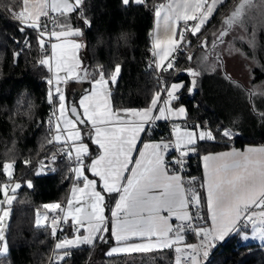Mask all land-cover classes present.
<instances>
[{
    "label": "trees",
    "instance_id": "1",
    "mask_svg": "<svg viewBox=\"0 0 264 264\" xmlns=\"http://www.w3.org/2000/svg\"><path fill=\"white\" fill-rule=\"evenodd\" d=\"M162 1L124 5L122 0H84V14L91 27L83 25L79 11L65 16L57 14L55 23L63 24L67 18L71 27L83 29V36L77 38L84 44L81 75L84 76V69L89 73L85 86L99 79L96 71L99 65H103L106 74L117 64L121 66L117 82L109 84L114 110L144 109L165 84L180 82L184 87L173 103L185 107V121L205 125L214 134L225 128L232 130L231 138L216 135L214 141L199 142L198 155L188 159L190 175L199 176L202 181V155L231 147L264 144V8L261 0H253L254 6L246 9L243 28L238 24L226 25L224 21L241 0H225L200 34H185V41L191 43L183 44L173 54L170 60L174 67L161 71L154 64L151 34L154 10ZM13 7L17 12L21 10L20 0H0V189L5 183H19L21 187L15 192L9 189L8 195L15 199L10 205L3 204L9 210L5 229L8 251L0 255V264H47L58 237L53 236L51 227L35 225V215L37 211L46 210L44 204L66 201L70 177L65 163L57 164L50 175L41 174L37 168L36 160L53 151L48 143L50 131L45 124L51 115L47 84L50 71L40 64L37 30L25 27L21 32L24 25L10 11ZM46 20L47 17H41L42 23ZM222 29L228 34L213 49V34ZM55 30L61 29L56 27ZM44 39L46 42L47 36ZM205 40L207 47H201ZM253 40L254 44L250 43ZM229 45L249 66L247 82L228 74L216 58L218 53L223 59ZM190 55L192 60L188 59ZM190 68L201 72L195 77V88L192 87L194 77L187 71ZM226 76L242 87L233 85ZM78 95L72 94L74 103ZM151 131L147 129L142 140L156 142L171 138L165 122L156 123ZM83 140L87 139L83 137ZM90 150L93 154L97 151L94 147ZM5 163L14 165L11 179L3 173ZM29 181L31 188L27 186ZM199 192L203 194L202 188ZM4 199L5 194L0 190V201ZM111 201L109 197L107 202ZM202 207L206 217L205 203ZM59 235L62 239L69 238L72 231L65 228ZM105 236L107 242L96 240L94 244L66 250L69 256L56 264H175L174 248L108 255L116 243L109 235ZM186 239L187 243H192V238ZM205 264H264V243H241L240 235L231 234L211 250Z\"/></svg>",
    "mask_w": 264,
    "mask_h": 264
},
{
    "label": "snow or ice",
    "instance_id": "2",
    "mask_svg": "<svg viewBox=\"0 0 264 264\" xmlns=\"http://www.w3.org/2000/svg\"><path fill=\"white\" fill-rule=\"evenodd\" d=\"M130 2L144 4L146 0H122L124 5ZM225 0H173L167 5L160 4L155 8V16L161 18L164 11L163 22L166 30H171V35L166 39H161L157 35L153 42L154 56L159 59L156 68L161 71H168L174 67L169 57L183 44H190L185 41V34L197 36L202 28L209 23L213 14L217 11V5H222ZM21 10L10 9L14 17L18 19L24 27L37 30V40L41 49L45 48V39L49 41L54 38L59 43H51V55H45L40 60V64L47 66L53 73V77L48 80L52 85L48 92V102L50 104L58 100V109L54 105L52 117L49 118V131L56 134L48 143L72 141L75 151V158L78 166L73 170L76 179L83 180V187L74 186L71 196L67 201L66 214L61 218L54 216L52 220V234L56 235L57 226L63 222L67 223L71 217L72 224L76 232L85 227L87 235H76L72 239L65 238L59 241L55 248L57 250L67 249L80 244H94L96 240L107 242V237L102 233H111L118 243H123L121 247H114L108 253L112 255L117 252H150L154 249H171L184 240L186 231L195 232L196 236L202 237L201 243H207L208 247L214 246L217 240H224L231 234L241 235V239H260L264 241V148H248L244 152L233 150L218 154H208L203 156L204 161V182L200 185L205 190L202 194L195 185V178L187 183L178 174V169L184 164V157L189 152H195L197 145L201 141H214L216 135L231 138V129L218 130L216 134L211 129H203L200 125L195 126L201 130L181 131L179 125L175 126V148L180 150V156L173 161H167L161 152L167 153L172 142L167 143H144L143 149L136 148V142L140 133L147 132L145 125L151 124L154 120L168 119L172 116L186 115L183 106H173V101L178 100L177 93L184 87L181 83H172L157 91L151 99L150 105L141 110L126 109L123 115L112 110L108 103L111 93L108 91L109 84H115L121 72V66L117 64L111 73L104 70L103 65L97 67L99 79H93V91L90 95H85L80 100V107L83 108V119L76 106H72L70 111L76 119H69L66 116L65 95L60 87L61 83H66L71 78L87 79L89 73L84 69V76L81 77L77 69L81 67L82 61L77 53L83 46L82 43L72 37H82V28H73L67 22L63 24L54 23V28L49 30L48 23L41 22V17H48L50 8L54 13L65 14L79 11L80 19L85 27H91L90 20L85 16L83 10L84 0H20ZM253 0H241L239 6L232 12L224 24H238L244 27V16L246 9L253 7ZM261 7L264 8V0H261ZM183 21L181 25L180 22ZM191 22V23H190ZM59 27L61 30H55ZM229 28L228 31H230ZM228 31L221 30L218 34H213V49L222 43ZM243 39V37H240ZM207 40L203 41L201 47H207ZM254 44V40L250 41ZM234 50L229 45V54ZM15 55H19L16 53ZM216 58L221 59L217 53ZM189 60L193 57L190 55ZM206 59V58H205ZM55 61L53 68L52 61ZM165 61H168L165 65ZM222 67V64L220 65ZM216 66L213 65V71ZM188 73L194 77L192 87L195 88L197 80L195 77L201 72L195 69H188ZM233 85L240 88L241 85L232 81L230 76L225 77ZM55 82V83H54ZM192 89L189 91L191 92ZM161 92L166 93L168 99L162 98ZM250 94L251 90H250ZM264 95V93H262ZM163 104V106H160ZM57 112L59 115H57ZM158 112L159 115H154ZM130 116V122L126 117ZM53 118L56 123L53 128ZM91 122L95 130L94 143L103 150V154L92 159L90 165L84 163L83 157L89 153L87 144L81 141L80 130L77 123L85 124ZM61 123L64 128H61ZM67 135L64 136V132ZM137 151L139 158H135L132 153ZM70 158L72 151L66 153ZM55 160V156L52 157ZM25 163H29L26 161ZM43 166V162H41ZM132 165V167H129ZM173 165L175 167H173ZM13 163L3 165V173L9 179L13 175ZM90 170L94 176L103 182L102 191L97 190V181L89 179L84 173ZM129 173V175H125ZM32 187L31 181L27 185ZM11 185L5 183L2 186L6 200L0 201L11 204L14 196H9L8 191ZM21 185L16 183L11 187L13 192ZM102 192L115 193L118 196L115 208L111 215L112 226H107L108 218L104 215L105 197ZM206 203L207 214L211 219L212 227L207 228L199 224L204 219L200 214L201 206ZM77 205H81L77 207ZM43 208L52 213L65 212V208L60 203L44 204ZM195 209V212L191 209ZM255 209H259L256 211ZM120 213L124 214L123 219ZM166 213V215H165ZM9 215L7 210H3L0 215V255L7 253L8 246L4 234V220ZM39 217V213H38ZM173 217L180 223L173 227L170 222ZM47 214L44 219L47 220ZM40 225V219H37ZM187 225V227L185 226ZM251 229V235L247 230ZM211 237V240L209 238ZM132 238H138L141 243H127ZM155 238V239H153ZM186 248L193 253L197 251V245L187 244ZM177 254L183 252L180 247H174ZM67 255V253H65ZM203 255H208L207 250ZM183 258H187L186 256ZM60 259H63L61 256ZM181 255H177L175 264H180ZM193 264H198L197 255H191Z\"/></svg>",
    "mask_w": 264,
    "mask_h": 264
},
{
    "label": "crops",
    "instance_id": "3",
    "mask_svg": "<svg viewBox=\"0 0 264 264\" xmlns=\"http://www.w3.org/2000/svg\"><path fill=\"white\" fill-rule=\"evenodd\" d=\"M173 0H163L162 3H159L157 4L156 6L160 5V4H169V3H172ZM209 3H211V0H208ZM51 3V0H49V4ZM131 4H135L137 5L136 3L134 2H130ZM129 3V4H130ZM219 5H217L218 7ZM156 8V7H155ZM49 13H52V14H60V13H54L51 11V9L49 8L48 9ZM163 15H164V11L162 10V15H161V18L159 19V22H158V19L157 17L155 16V10H154V20H153V29H152V34H151V39L153 38V41H152V45H153V42L154 40L156 39L157 35H159V37L161 39H166L168 36L171 35V30H166L165 29V25H164V22H163ZM191 23V22H190ZM180 24L182 25L183 24V21L180 22ZM70 39H76L78 42L82 43V41H80L79 38L77 37H72ZM51 43H59V41H56L54 38H52L51 40ZM51 43H50V55H51ZM82 47L79 49L78 53H77V56L78 58L82 61V58H81V52L83 51V48H84V44L82 43ZM157 51L156 49H153L152 47V53ZM154 56V55H153ZM173 56V54L169 57V60L171 59V57ZM159 57L158 56H154V64H155V67H156V62L158 61ZM168 61H165V65L167 64ZM52 64H53V68H54V65H55V61L53 60L52 61ZM82 64H83V61H82ZM82 64H81V67H82ZM81 67L79 69H77V72H79V74L81 75ZM158 70V69H157ZM51 77H53V73L51 72ZM83 77V76H82ZM75 78H69L67 80L66 83H62L64 85V92H66L67 94H69V100H72L73 101V97H72V94L74 93H79V95L77 96L76 98V101H75V105L78 109V111H80V115H81V118L83 119H86L85 117H83V108L80 107V100L85 96V95H90L91 92L93 91V84L92 82L88 85V86H85L84 83H85V79H82L81 81L79 82H75L74 81ZM70 83L71 86H68L66 84ZM180 83V82H179ZM182 84V83H181ZM108 91L110 92V88H109V85H108ZM71 94V95H70ZM164 100L168 99L166 93L165 95L162 97ZM174 102V101H173ZM172 102V103H173ZM108 103L110 105V107L112 108L111 106V97H108ZM160 106H163V104H161ZM173 106L174 103H173ZM180 106H183V105H179V106H175V107H180ZM184 107V106H183ZM185 108V107H184ZM112 110H114L112 108ZM123 110H126V109H118V110H114V111H117V112H120L121 115H123ZM135 110H141V109H135ZM154 115H159L158 112H154ZM186 118V115L184 116H172V117H169L168 119H161V120H154V122L158 123V122H167V121H172V122H181V121H184ZM131 117L128 116L126 117V121L127 122H130L131 121ZM62 127L64 128V125L61 123ZM147 126L148 125H145L146 129H147ZM78 129L80 130V133L83 134V137H85L87 140H83L82 141L84 142V144H87L88 147H89V153L87 154V156L83 157L84 159V163L86 165H90L91 163V160L92 159H95L97 157H99L100 155L103 154V150L99 148L98 145H96L93 141L95 139V130L91 124V122H86L84 126H78ZM143 134L144 132L140 133V136H139V139L137 140L136 142V148L137 149H143V144L144 143H156L155 141H148V140H142V137H143ZM66 135H67V131H66ZM171 139L173 140V142L175 143V136L173 133H171ZM91 147H94L96 148L97 151H95L96 153L93 154L91 153ZM248 148H256V149H259V148H264V144H260V145H245L243 148H229V149H225V150H222V151H218V152H213V153H207V154H204L201 156L200 158V165H201V177H202V181H201V184L204 182V161H203V156L205 155H208V154H218V153H223V152H231L233 150H237V151H240V152H244L246 149ZM73 150V149H72ZM73 153L75 154V151L73 150ZM132 155L135 157V158H139V154L137 151H134L132 153ZM129 167H132V165H130ZM86 176H88L89 179H94L97 181V190L98 191H102V185H103V182L100 180L99 177L97 176H94L92 174V172L90 170H86L85 173H84ZM125 175H129V173H125ZM78 180V179H77ZM75 186H79V187H83V180L82 178L78 180V184L75 185ZM73 188V187H72ZM72 188L69 190L68 192V196L66 198V201L64 202V208H65V212H64V215L66 214V210H67V201L68 199L70 198L71 196V191H72ZM202 192L204 193L205 190L202 188ZM102 194L104 195L105 197V204L107 205L105 207V210H104V215L108 218V221H107V226L109 228H111L112 226V221H113V218H112V215H111V212L112 210L115 208V202H116V199H118V196L117 194L115 193H112V194H109V193H106V192H102ZM111 197L112 198V201L111 202H107V199ZM6 200V197L3 201ZM4 206V205H3ZM81 205H77V207H79ZM5 207V206H4ZM205 212H206V220H205V225L204 227H207V228H211L212 227V223H211V219L208 217V214H207V207H206V203H205ZM49 213H52V212H49ZM121 216L120 218L123 219L124 217V214L123 213H120ZM166 215V213H165ZM174 221H177L175 219V217H173V219L170 221L172 224ZM46 222V220H45ZM45 222L43 223L45 225ZM86 224L87 222H85V227H82L80 228L79 232H76L75 230V227L73 226L72 224V220H71V217H69L68 219V222H67V228H70V230L72 231V235L68 238V239H72L74 238V236L76 235H87V231H86ZM250 228V227H249ZM102 235H109V237L112 239L113 242H115L116 244H114L113 246H111V249L114 248V247H121L123 246V243H118L115 238L113 236H111V233H102ZM230 236V235H229ZM228 236L225 237V239L227 238ZM155 239V238H153ZM224 239V240H225ZM64 240V239H62ZM61 240V241H62ZM209 240H211V237L209 238ZM224 240H217L214 244V246H212L211 248L214 249L216 246H218L221 242H223ZM142 241L139 240L138 238H132L131 240L127 241V243H141ZM58 243V242H57ZM56 243V244H57ZM187 244H192V243H187V239L186 237L184 236V240L178 244V245H175L174 247H180L182 249H185L186 248V245ZM81 245H90V244H80L79 246ZM79 246H74V247H70V248H67V249H60V251L62 252H66V250L68 249H72V248H76V247H79ZM173 247V248H174ZM119 253V252H117ZM197 261H198V264H203L202 262V259L201 258H197Z\"/></svg>",
    "mask_w": 264,
    "mask_h": 264
},
{
    "label": "built area",
    "instance_id": "4",
    "mask_svg": "<svg viewBox=\"0 0 264 264\" xmlns=\"http://www.w3.org/2000/svg\"><path fill=\"white\" fill-rule=\"evenodd\" d=\"M56 16H57L56 14L49 13V16L47 17V20H46L47 23H48L49 30H52V28L54 26L53 20L55 21ZM45 55L50 56V41H49L48 37L46 39L45 48L41 49L39 56L42 59V58H44ZM157 75L159 76V74H157ZM51 78H52L51 77V72H49V74L47 76L48 92H49V89L51 87H53L52 85H49V83H48V80L51 79ZM60 87H61V89H62V91L64 93V85L62 83H61ZM56 101H54V103L51 104V115H50V117H52V113H53V110H54V105L56 107ZM50 117H48L46 119V121H45V124H46V127H47L48 130H49L48 121H49ZM55 123H56V120H55V118H53V128L55 127ZM165 123H166L168 131L170 133H172V131H173V129H174V127L176 125H179L180 127H183V128H190V129H196L195 126L200 125V124H197V123L187 122L185 120L181 121V122L167 121ZM155 125H156V122L152 121L151 124H149L147 126V129H149L150 133L152 132L151 129L154 128ZM61 128L63 129L62 125H61ZM201 128L206 129V126L202 125ZM55 134L56 133L54 131L50 132V139H52ZM64 136H66V131L64 132ZM169 141L172 142L171 147L168 149L167 153L161 152V155H163L167 161H173L177 157L180 156V150H177L175 148V143L173 142V140L171 138H168V139H163V140L156 141V143H162V142L163 143H167ZM50 145L53 148L52 153L50 155L38 158L36 160L37 168H38V170H39V172L41 174L50 175V174H52L55 171V167H56L57 164H59V163L67 164V166H68V174H69V177H70V183H69V189H68V191H69L72 187H74L75 185L78 184V180L76 179L75 173L73 171L78 166V161L75 158V154L73 153L71 144L69 143V141H67V143H65L64 140L62 139L61 142H59V143L53 142V143H50ZM69 150L72 151L71 158L66 154ZM53 155L55 156V160L52 159ZM197 155H198V151L197 150L195 152H189L188 156L184 157V164L178 169V174H180L182 176L183 180L186 183L188 181L192 180L193 178H195V185L194 186L199 191L201 189V187H200L201 181L199 179V176L190 175V169H189V167L187 165L188 159H190L192 157H196ZM41 162H43V166H42ZM173 167H175V166L173 165ZM61 205L64 207V203L61 204ZM255 210L259 211V209H255ZM191 211L195 212V209L193 208V209H191ZM200 214L204 216V219L199 221V224L204 227L206 217H205L204 209H203L202 206H201V209H200ZM54 216H60L62 218L64 216V212H59V210H58L57 213H50L47 216L48 218H47V220L45 222V225H47V226L52 228V220H53ZM120 216H121V214H120ZM179 223H180L179 221H174L173 222V227L175 228V226L177 224H179ZM185 226L187 227V225H185ZM65 228H67V223L61 222L57 226L56 236L58 237V240L54 244V247H53L52 252H51V254L49 256V260H48L47 264H56V263H58L61 260L60 259L61 256L62 257L69 256L68 252H62V251L57 250L55 248L56 243L62 240V238L60 237L59 234ZM183 235L185 237L192 238V244L193 245H197V251H196V253H193L191 249L185 248V249H183L182 253H180V254L175 253V256H177V255H181L182 256L180 264H193V261L191 259V255H197V258H201L203 264H205L208 261V259H209V254H210L212 248L208 247L207 243L202 244L201 243L202 237L196 236L195 232H193V231H186ZM205 250H207V252H208V255L206 257L203 255ZM65 253H67V255H65ZM185 256L187 258H183Z\"/></svg>",
    "mask_w": 264,
    "mask_h": 264
},
{
    "label": "rangeland",
    "instance_id": "5",
    "mask_svg": "<svg viewBox=\"0 0 264 264\" xmlns=\"http://www.w3.org/2000/svg\"><path fill=\"white\" fill-rule=\"evenodd\" d=\"M151 40L153 41V38ZM50 43H51V41H50ZM226 51H228V50H226ZM175 52H173L172 54H174ZM222 61H223V66L226 69V72L228 74L232 75L233 77L242 79L243 82H247L249 66H248V64L245 63L244 57L237 50H233L231 52V54H229V51H228V53L223 57ZM66 85L71 86L70 83H68ZM64 95H65V105H66V116L69 119H73V117L70 115L69 110H68L69 98H68L66 92H64ZM58 104H59V102L57 100L56 101V108L57 109H58ZM57 115H59L58 112H57ZM78 126H80V125L77 123L76 127L78 128ZM180 128H181V131L187 129L189 131H197L198 132L199 130H201L200 128H196V129L183 128V127H180ZM174 131H175V127H174V129L172 131L173 134H174ZM82 139H83V134L81 133V141H78L77 143H80V142L84 143L82 141ZM69 143L71 144V147L74 150L73 142L69 141ZM14 186H15V184H11V187H14ZM11 187L9 189H11ZM3 210H7L9 212V210L6 207H4L3 205H0V215L3 214ZM38 213H39V217H38ZM45 214H47V216H48L50 213H49L48 210L37 211L36 215H35L34 224L37 225V219L39 218L40 219V225H44L43 223L45 222V219H44ZM8 218H9V215L4 220V234H5V229H6V225H7V222H8ZM247 234L249 236L251 235V229L250 228L247 230ZM240 238H241V235H240ZM248 241L255 242V243H258V244L264 243V241H262L260 239H248L246 241L241 239V243H246ZM0 247H2V244H0ZM119 253H128V252H119ZM4 254H6V253H4ZM4 254H2V255H4Z\"/></svg>",
    "mask_w": 264,
    "mask_h": 264
},
{
    "label": "water",
    "instance_id": "6",
    "mask_svg": "<svg viewBox=\"0 0 264 264\" xmlns=\"http://www.w3.org/2000/svg\"><path fill=\"white\" fill-rule=\"evenodd\" d=\"M219 62H220V65L222 64V67H223V61H222V59H219ZM81 77H82V75H80ZM82 79H74V81L75 82H79V81H81ZM72 106H76L74 103H73V101L72 100H69V104H68V110H69V113H70V115L72 116V113H71V111H70V109H71V107ZM79 112V111H78ZM80 113V112H79ZM73 117V116H72ZM80 117H81V115H80ZM73 119L75 120L76 118L75 117H73ZM79 124V123H78ZM80 126H84L85 124H79Z\"/></svg>",
    "mask_w": 264,
    "mask_h": 264
}]
</instances>
